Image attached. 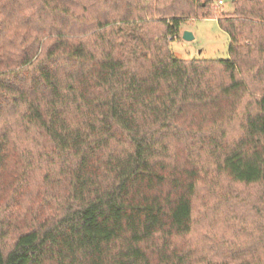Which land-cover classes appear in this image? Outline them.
Wrapping results in <instances>:
<instances>
[{"label": "trees", "instance_id": "1", "mask_svg": "<svg viewBox=\"0 0 264 264\" xmlns=\"http://www.w3.org/2000/svg\"><path fill=\"white\" fill-rule=\"evenodd\" d=\"M211 4L0 0V264H264V0L175 58Z\"/></svg>", "mask_w": 264, "mask_h": 264}, {"label": "rangeland", "instance_id": "2", "mask_svg": "<svg viewBox=\"0 0 264 264\" xmlns=\"http://www.w3.org/2000/svg\"><path fill=\"white\" fill-rule=\"evenodd\" d=\"M233 1L235 0H222L223 3L216 6V0H212L211 10L214 12L212 16L208 18H190L182 23L178 36L169 42L172 55L175 58L184 60L228 58L229 39L227 34L219 27L215 15L225 16L226 13H230L233 9ZM184 31H189L193 35V39L190 41L184 40L182 38ZM255 192H253V195L256 196ZM199 195L201 199L197 206L201 223H197L196 232L191 236L190 243L200 242L207 236H218L222 231L227 232V229L222 225L220 215L216 216V205L218 203L216 196L207 194L205 190L201 191ZM203 203H205L204 207H202ZM229 233L227 232L226 235Z\"/></svg>", "mask_w": 264, "mask_h": 264}, {"label": "water", "instance_id": "3", "mask_svg": "<svg viewBox=\"0 0 264 264\" xmlns=\"http://www.w3.org/2000/svg\"><path fill=\"white\" fill-rule=\"evenodd\" d=\"M182 38L186 41H190L193 39V35L189 31H184Z\"/></svg>", "mask_w": 264, "mask_h": 264}, {"label": "built area", "instance_id": "4", "mask_svg": "<svg viewBox=\"0 0 264 264\" xmlns=\"http://www.w3.org/2000/svg\"><path fill=\"white\" fill-rule=\"evenodd\" d=\"M222 3V0H216V6H220Z\"/></svg>", "mask_w": 264, "mask_h": 264}]
</instances>
